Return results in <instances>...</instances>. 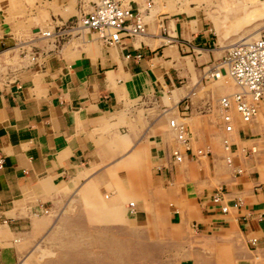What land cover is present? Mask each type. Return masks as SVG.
<instances>
[{
	"label": "crops",
	"instance_id": "crops-1",
	"mask_svg": "<svg viewBox=\"0 0 264 264\" xmlns=\"http://www.w3.org/2000/svg\"><path fill=\"white\" fill-rule=\"evenodd\" d=\"M94 1L47 0L66 15L65 19L59 13L51 18L59 22V26L54 25L56 30L60 32L69 20L89 12ZM125 1L145 14L144 34L121 37L116 44L107 46L97 43L93 34L76 35L74 30L65 29L60 36L73 38H67L55 50L45 48L43 40L38 41L37 49L30 50L29 65L0 85V264L17 263L21 248L14 244L18 241L15 236L44 229L46 216H36L46 214L58 201L70 204L72 197L74 200L93 185L89 184L92 180L98 183L99 191L94 189V194L101 199L92 206L99 219L143 222V201L137 186L119 190L111 201L101 195L103 172L108 169V175L114 178L118 171L133 169L128 162L137 152L138 143H143V155H148L153 165L143 188L154 187L156 180L165 196L177 200L186 195L194 199L191 223L203 240H217L232 247L237 241L240 247L235 264H250L255 254L264 257V182H258L259 176L251 177L252 171L234 174L222 163L221 149L218 157L213 156L209 144L216 138L207 135L202 143L208 151L203 155L208 174H215L219 161L228 177L219 179L209 192L206 188L198 191V183L190 189L188 166L182 163L192 159L189 152L183 153L180 162H174L170 146L161 144L160 135L149 134L146 141H138L132 131L138 129L139 121L146 123L145 131L156 122L167 125L169 118L165 116L172 111L175 119L187 118L192 110L204 115L210 92L202 90L197 96L196 91L210 80L216 84L214 93L231 87L221 83L224 76L216 80L206 76L213 69L219 72L223 66L222 48L207 12L180 0H149L151 6L146 11L145 0ZM46 31L52 34L50 29L42 30ZM3 34L0 49L8 44ZM42 36L45 37L41 33ZM8 51L0 50V55ZM71 52L73 55L69 56ZM5 69L0 65V76ZM232 89L235 90L233 85ZM129 125L134 129L127 133ZM236 132L245 142L247 128L236 124ZM244 164L245 169L252 167L251 162ZM177 178L184 183H177ZM247 181L253 184L245 187ZM217 187L224 194V212L210 201ZM125 200L133 202V212L123 211ZM172 212L169 222L179 223L177 210ZM251 239H255L254 243ZM179 264L217 262L201 255L195 260L183 259Z\"/></svg>",
	"mask_w": 264,
	"mask_h": 264
},
{
	"label": "rangeland",
	"instance_id": "rangeland-1",
	"mask_svg": "<svg viewBox=\"0 0 264 264\" xmlns=\"http://www.w3.org/2000/svg\"><path fill=\"white\" fill-rule=\"evenodd\" d=\"M180 1L207 12V18L212 22L217 43L222 48L221 55H224L226 49L231 45L257 36L259 31L264 30V0ZM57 13L65 19L66 15L60 12L56 4L53 2L49 4L47 0H0V36L6 32L3 34V38H6L8 42L7 46H1L0 50L9 49L7 54L0 55V65L6 67L3 75L0 76V85L11 81L20 70L29 65L30 50L37 49L38 41L43 40L41 42L46 45L45 48L55 50L67 38H73L67 34L55 38L40 37L43 29H50L52 33L54 25L59 26L58 21L51 20ZM56 29L57 26L54 27L55 33ZM75 34L81 35L82 30H76ZM86 35L89 36L90 33L85 31ZM96 42L100 44L99 41ZM23 54L26 55L23 56ZM62 54L65 56L64 53ZM71 55H73L72 52L69 56ZM224 82L231 87L219 93H214L216 84H212V80L196 91L197 96L201 95L202 90L210 92L209 105L203 112L204 115L192 110L185 119L191 133L192 155L189 157L192 159H184L182 163L188 166L187 180L190 181L188 182L190 189L198 183V191L206 188L209 192L219 179L228 177L227 170L222 165V163L225 165L223 160L222 163L217 161V166L220 168L216 166L215 174L212 175L208 174L206 157L203 155L194 157L196 148L206 147L202 141L203 137H207V135L216 138L213 137L209 144L213 156L220 155L221 132L218 131L217 125V99L223 94L234 91L230 85L231 80L226 75L221 80L222 84ZM174 113L172 111L165 117L172 118ZM136 126L138 129L129 125L127 130V133L135 132L137 135L135 140L144 139L146 141L149 134H156L158 137L160 135L161 144H168L171 150L176 146L169 128L167 127L169 131L166 129L165 122L153 123L146 131L145 122L139 121ZM235 126L236 124L234 125L236 148L256 143L258 149V153L248 159V162L252 163V167L246 168L245 172L252 171L251 177L259 176L258 182H264V124L261 122V124L258 123L257 126L252 127L253 132L251 130V134L245 135L247 137L245 142L239 139ZM141 133L144 134V137H139ZM142 144L136 145L137 152L129 159L128 165L133 169L118 171V176L114 178L108 175V169L103 172L104 192L101 195L104 200L111 201V198L118 196L119 190L132 189L137 186L141 190L140 199L143 201V208H141L145 214L143 222L135 224L126 221V219L125 222L118 221V219H105V217L103 220L99 219L98 212L94 210V207L99 204L101 199L94 194V189L99 190L98 183L92 180V183L89 184L93 185H89L85 192L82 191L74 197L77 200H73L72 197L71 203L68 204L69 201H67L66 205L58 201L53 209L47 210L46 214L42 213L36 216H46L44 229L30 230L15 236L18 241L14 244L21 248L20 256L15 264H179L183 259L195 260V256L200 258L201 255L215 258L217 264H235L240 247H238L237 241L236 246L232 247L217 240H203L202 236L198 234L196 225L191 223L194 199L188 198L186 195L177 200L167 197L163 194L162 185L156 180L154 187H142L145 176L150 174L148 169L153 166L149 162L148 155L144 157ZM114 171L116 172L115 169ZM202 171H204L203 175ZM218 173L225 175L217 178ZM181 181L183 182L181 178L176 180L179 184ZM252 184L251 181H247L244 185L250 187ZM127 199L131 198L127 197ZM113 201L115 202V199ZM126 202V200L122 202L124 212H126L128 204ZM93 205L95 206L92 208ZM173 209H176L180 216V221L177 224L169 222ZM249 263L264 264V257L252 255Z\"/></svg>",
	"mask_w": 264,
	"mask_h": 264
},
{
	"label": "built area",
	"instance_id": "built-area-1",
	"mask_svg": "<svg viewBox=\"0 0 264 264\" xmlns=\"http://www.w3.org/2000/svg\"><path fill=\"white\" fill-rule=\"evenodd\" d=\"M150 6L151 1L145 0L143 9L146 11ZM77 18L87 32L94 34L100 43L107 46L116 44L121 37H134L145 32V14L131 8L125 0H95L92 9L87 13L79 14ZM74 22L76 19L69 20L60 32H53L52 35L60 36L65 29L71 28ZM41 33L45 36L49 35L48 31ZM221 64H223L219 68L223 72L221 76L226 75L235 87L234 91L219 96L216 104L217 125L221 132L222 160L227 166L236 163L237 169L240 165L239 159L250 158L254 154L256 143H252L251 147L236 148L232 136L233 125L245 126L249 135L253 125L257 126L256 124L261 122L264 124V30L259 31L255 37L228 47ZM213 70L207 72L206 76L217 79L218 72ZM187 104V102L183 104L184 109L187 108ZM185 119L182 116L167 120V127L176 143V147L170 152L174 162H180L185 152L192 155L191 133ZM207 152V147L196 148L194 157L205 155ZM239 172L238 169L234 171L235 174ZM223 195L222 189L217 187L210 197V201L218 204L222 212L226 210V206L221 204ZM126 209L130 213L133 212V202L129 201ZM254 241L255 239L250 240L251 243Z\"/></svg>",
	"mask_w": 264,
	"mask_h": 264
},
{
	"label": "bare ground",
	"instance_id": "bare-ground-1",
	"mask_svg": "<svg viewBox=\"0 0 264 264\" xmlns=\"http://www.w3.org/2000/svg\"><path fill=\"white\" fill-rule=\"evenodd\" d=\"M69 31L70 30H74V31H76V30H82V33H84L85 31H86V29H84L81 25H80V23H79V19L78 18H76V22H74L73 23V25L71 26V28H69L68 29ZM90 34H92V33H90ZM94 35V34H93ZM139 36V35H138ZM253 37H255V36H253ZM252 38V37H251ZM247 39H249V38H247ZM247 39H244V40H242V41H245V40H247ZM99 41V40H98ZM100 42V41H99ZM221 72H218L217 73V79H220L221 77H223V76H221ZM214 79V78H213ZM214 80H216V79H214ZM258 124V123H257ZM256 124V125H257ZM252 128V127H251ZM249 140H250V138H249ZM249 147V146H248ZM251 147V146H250ZM254 149H255V152H254V154L255 153H258V149H257V146H256V148L254 147ZM257 155V154H256ZM255 155V156H256ZM249 158H246V159H243V158H241V160L239 159V161H240V165H238V167H237V169L240 171L239 172V174H244V172H245V164L244 163H246V161H249L248 160ZM236 163H233L232 165H229L228 167L231 169V171H235V170H237L236 169ZM235 174V173H234Z\"/></svg>",
	"mask_w": 264,
	"mask_h": 264
}]
</instances>
